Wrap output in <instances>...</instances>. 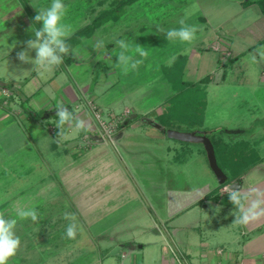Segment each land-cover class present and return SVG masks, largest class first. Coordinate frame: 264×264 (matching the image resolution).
I'll list each match as a JSON object with an SVG mask.
<instances>
[{"label": "rangeland", "instance_id": "1", "mask_svg": "<svg viewBox=\"0 0 264 264\" xmlns=\"http://www.w3.org/2000/svg\"><path fill=\"white\" fill-rule=\"evenodd\" d=\"M60 2L65 5V13L61 23L69 26L72 33L90 20L94 14L91 7L98 9L104 5L107 6L110 0H105L103 4L97 2V0H60ZM51 3L52 0H0V16L2 15L5 20H10L12 26V31L2 35L3 39L1 41H4L2 49L16 48L17 44H23L26 40L36 37L35 30L39 29L41 25L34 20V16L38 11L50 7ZM248 3L245 0H135L128 5L127 11L119 19L105 23L90 36H83L72 47L73 54L63 56L65 63L62 61V65L53 66L51 72L44 73L43 76L49 77L53 73H58V76L62 78L60 81H67L70 85L65 90L72 88L78 97L80 91L84 88L86 92L85 101L91 103L86 104L87 108L89 111L91 109L94 111L92 112L93 116L91 113L93 118L91 119L95 125L97 119L94 116L99 114L103 121L114 119V116L122 114L124 103L126 104L127 101L139 104L141 107H150L146 113L151 118L160 121L158 114L165 112L169 116L170 113L167 112L168 105L178 101L181 102L180 105L185 110L182 109L183 112L179 113L176 109L174 112L175 118L169 117L171 127L180 130H209L208 135L215 139L214 137L220 135V132L218 130L213 131L211 124L217 125L225 120L227 125L248 126L250 122L255 123L256 121H250L246 117L252 111L257 110L258 106L251 97H248L247 100H236L234 102L232 99L229 100V97L224 96L223 100L216 101L214 97L220 94L218 89H227V86L214 87L205 80L196 81L195 79L182 82V80L188 78L182 75V70L179 67L186 56L190 55L193 47H198L201 41L205 42L211 39L209 36L212 35V32L216 34L211 41V45L216 44L219 36L223 38L221 34L229 37V47L231 49L236 50L238 46L246 48L254 44L256 42L254 34L259 31L257 24L264 15L257 3ZM181 19L185 20L186 26H195L197 29L195 39L191 43L180 42L175 37L174 40L167 39L169 30L181 27L179 23ZM118 40H124L128 43L131 50H134L137 46L143 48L148 52L147 57H141L138 53H134L132 61H129L127 65L128 71L125 72L124 66L119 64L117 57L121 51L116 43ZM21 51L27 54L29 60L21 61L17 72L16 69L11 70V66L1 70L2 62L0 61V80L6 83L5 87H1V92L5 98L7 97L9 100L7 102L10 104L9 108L6 103L0 101V110L7 111V113L14 112L12 116L15 118L14 121H9L7 125L0 127V214L5 213V210L8 214L16 215L19 210H35L36 219L31 220L32 226L37 225L35 230L38 231L39 229L42 233H40L41 241H39L41 246L38 248L33 247L32 243L28 244L29 241L19 244L21 248L17 249L20 251H15L12 256V264H17V262L19 264H29L24 262L23 259L26 251L34 257L36 264H90L89 261L94 255L91 257L92 252L88 251L89 249L85 248L84 243L79 240V224L82 226L80 217L75 215L74 210L72 211L71 201L66 200L63 192L65 186L51 183V179L60 180L59 167L68 161L66 155H57L58 149L55 150L49 146L50 142L56 140V147L62 148L60 145L62 144L60 142L62 140L61 136L52 137L47 130L50 127L46 125V120L43 118L41 119L43 122H40L41 127L38 121L31 123L32 120L29 122L28 119L21 120L16 117V114L21 110V106L17 102L21 100L18 95L21 82L25 80V76H29L36 68L31 62L36 57V49L29 48L26 44L18 53ZM201 51L202 55L198 62L196 79L204 71H207V68L214 64V59L221 54L220 50L214 48H209L206 51L201 49ZM11 57L8 56L7 59H11ZM245 57L248 60L246 64L255 67V61L251 54H246ZM136 60L142 62L134 68L132 62ZM5 61L7 62V60ZM166 71H171L175 78L172 77L170 72L166 75ZM3 75L6 77H2ZM9 77L16 78L17 81L16 79H8ZM56 81L57 78L55 77L49 83L54 92L57 86L61 84L58 81L56 86ZM17 82H20V84ZM108 82L110 84H107ZM32 88L33 85L28 84L25 90H31ZM213 88L217 89L216 93ZM177 91H179L178 94ZM57 92H59V96L56 95L55 98L60 100L61 93L58 89ZM172 95L173 97H171ZM55 98L52 102L55 101ZM39 99L40 96H33L32 101L36 103V100ZM110 100L114 102L113 111H109V105H106L107 101ZM97 101L100 102L98 109L96 108ZM101 101L104 103L101 104ZM34 103L29 105L24 103V106L27 109L32 108L33 114L36 116H44V111L47 112L48 110ZM74 104L75 100L71 101L70 107L75 109ZM223 107L228 110L222 111L220 116L228 117L233 112L237 113V118H220L216 120L217 118L214 115L217 116L219 113L215 114V111ZM159 109L162 111H159ZM235 109H238V112ZM24 114L27 116L30 113L26 111ZM122 118H126V116H121ZM32 124H34V128H32ZM90 127H92L91 130L95 128L92 125ZM147 129H149L148 132L145 131ZM252 129L251 127L246 132ZM39 131L40 134H37ZM152 131H154L153 128L146 124L144 120H140L134 126L129 124L125 127L124 137L117 143L115 142V146L111 143L114 140V133L110 137H100L102 138L101 141L106 140L107 145L105 148H98L88 156L89 161H96L100 155L109 158L114 163L105 164L107 171L104 170L103 174L110 175V172H112L116 178L126 179L127 177V185H132L136 189L139 185L141 187L145 186L141 180L149 179L145 180V182H149L146 183L145 189L147 191L143 194L148 197V200L144 202L147 203L145 206L146 211L143 210L140 213L137 211L139 204L142 202L136 198L143 195L141 196L138 193L136 196L132 194L131 190L122 191L118 209L113 214H104L102 217L96 215L94 220L87 221L88 227L83 226L89 234L91 233L93 236L95 234L96 239L98 238V231L108 228L112 222L117 220L118 216H123L128 212L133 213L134 210L135 213L139 214L129 216L128 220H130L132 226L129 235H131V240L136 246L142 242L148 245L146 243L149 240L148 238L161 235L158 242L169 247L183 233H193V228L183 229L181 227L180 229L179 224L187 219L190 222L199 219L198 214L176 217L167 221L166 209H161L157 205V203H160L159 198L161 195L149 191V188L154 187L153 182L158 181V179L160 181V178L163 183L161 184L158 181V186L162 188L166 185L182 187L184 184L193 183V181L201 184L209 177H213L215 174L207 162L203 144L196 141H183L167 135L163 138L156 137ZM82 132L86 131H82L78 126L74 128L72 135L79 136ZM68 137L69 135L66 139ZM95 142L90 141L88 136H84L82 145L87 147L88 144ZM84 147L79 148V150L83 151ZM87 151L84 150L82 154ZM93 166L89 177L90 179L95 178L93 183L97 186V183H100V179H102L100 175L102 169L98 168L101 166H96V164ZM138 181L139 184H137ZM41 186L47 187L44 188L45 192L39 190ZM16 199L19 202L17 211L12 208ZM209 212L204 211L202 213V215L204 214L202 218L207 220H204L200 225L205 228L203 233L207 236H209V231L219 229L216 226L219 224L209 220L212 216ZM54 214L56 216H53ZM66 214L69 218H65ZM14 216L9 215V220L13 219ZM29 218L31 217L19 218L16 224L20 227L21 225L25 226V222L30 220ZM141 224L147 226L144 227ZM69 226L74 228V238L67 236ZM175 227L179 229L176 230ZM14 230L12 231L14 232ZM76 230L78 233H76ZM156 230H159L158 233ZM15 231L17 232L18 229ZM22 233V231L17 232L16 235ZM31 239H33V236ZM34 243L35 245L38 244L36 240ZM73 243H76L77 246L70 250L69 246ZM62 244H65L66 247L61 248ZM30 245L32 248H27ZM54 250L57 254L59 253V257L57 255L56 259L51 258L52 261L53 259L55 261L49 262L48 255ZM18 259L21 261H18Z\"/></svg>", "mask_w": 264, "mask_h": 264}, {"label": "crops", "instance_id": "2", "mask_svg": "<svg viewBox=\"0 0 264 264\" xmlns=\"http://www.w3.org/2000/svg\"><path fill=\"white\" fill-rule=\"evenodd\" d=\"M246 2H249L248 4L257 3L260 7L259 1ZM262 14L264 15L263 11ZM257 27L259 31L254 34L256 42L246 48L238 46L236 50L229 47V37L221 34L223 36V45L226 51L220 50L222 55L220 54L217 56L216 59H214V64L207 68V71H204L197 79L196 70L202 55L201 49L206 51L211 48V41L216 33L212 32V35L209 36L211 39L205 41L206 43L201 41L198 47H193L190 55L188 57L186 56L183 61L181 67L182 75L188 78L185 80L195 79L197 81L204 76H208L206 82H208V84L210 83L209 85L214 87L227 86V89H218V93L220 94L214 97L216 101L223 100L222 98L224 96L229 97V100L232 99L234 102H236V100H247L248 97H251L253 102L258 106H256L258 109L256 108L257 110L252 111L250 115L246 117V119H250V121H256L255 123L250 122L248 126H238V124L227 125L225 120L219 122L217 125L211 124L213 128L210 126L213 131L218 130L220 132V135L214 137L215 139L208 136L214 145L217 162L227 175L226 182L224 181L225 184L219 183L216 176L213 175V177H209L201 184L193 181V183L184 184L182 187H170L166 185L160 188V186H158V179V181L156 180L153 182L155 186L149 188V191L161 195L159 198L160 203H157V205L161 209H166L167 221L176 217L198 214L199 219L192 220L191 222L187 219L179 224L180 229L181 227L183 229L188 227L193 228V233H183L180 238L176 242L173 241L172 245H169V247L158 242L161 235L148 238L149 240L146 242L148 245L142 242L138 246L133 243L131 235H129V231H132L131 222L128 220L129 216L139 214L143 212V210L146 211L145 206L147 203L144 202L148 200V197L143 194L147 191V189H145L146 183L149 182H145V180L149 179L146 178L145 180H141L145 186L141 187L139 185L136 189L132 185H127V177L126 179L116 178L112 172H110V175L103 174L104 170L107 171L105 164L109 165L113 162L109 160V158L107 159L104 158V155H100L96 161L88 160L90 154H93L98 148H105L107 142L106 140L101 141L100 136L97 135L99 132L92 120L93 113L87 108L86 104H88V101H85L86 92L84 88L80 91L78 97L75 95L72 88H69L67 91L65 90V88L70 85L67 81L62 80L61 82L60 80L62 78L58 76V73H53L49 77L41 76L40 70L36 68L33 69V72L29 76H25V80L21 82L20 90H18V95L21 97V100L17 102L20 104L21 110L16 114V117L21 120L28 119L29 122L32 120L31 123L38 121L41 127L42 125L40 122H43L41 120L43 118L46 120V125L50 127L47 129L48 132H50L49 134H51L52 137L61 136L62 140L60 142L62 144L60 145L62 148L56 147V140L50 142L49 146H51L52 149H58L57 155H66L68 161L59 167L60 180L55 179V181L51 179V183L57 185L63 184L65 186V190L63 191L65 194L62 193L66 196V200L71 201L73 205L71 207L72 211L74 210L75 215L80 217L82 226L78 223V231L80 233L79 240L84 243L83 246H85V248L89 249L88 251L92 252L91 257L94 255L89 261L90 264H143L144 262L145 264H264V55H262V53H264V17H261ZM10 31H12L10 20H5L1 15V70H5L8 66L9 68L11 66V70L16 69L17 72L22 61L18 58V51L24 48L27 44L25 42L28 40L23 44H17L15 46L16 48L8 50L5 48L3 50L2 46L4 41H1L3 39L2 35H6ZM35 38L37 37L30 38L29 40H35ZM72 49V47L69 48L66 54L71 56L73 54L71 51ZM246 54H251V57H253L255 61V67L246 64L248 61L245 57ZM60 55H62L63 61V56H65V54ZM8 56H12L11 59H7ZM5 60H7V62ZM63 63L65 62L63 61ZM60 65L62 64L60 63ZM2 77L5 78L6 76L3 75ZM55 77L57 78L56 86L58 85V81L61 83L57 86V89L61 93L59 97L60 100L55 98L56 95L59 94L57 89L54 92L50 87L51 85H49ZM8 79L14 80L16 78L9 77ZM17 83L20 84V82ZM28 84L33 85L31 90H25ZM107 84H110V82ZM1 87H5V83L4 85H0V101L6 103L10 108V104H8L9 100L7 97H4V94L1 92ZM213 91L216 93L217 89L213 88ZM33 96H40V99L36 100V103H34L32 101ZM44 96L46 98L45 100ZM54 98L55 101L52 102ZM92 99H94V97H92ZM74 100L75 109L70 107L71 101ZM112 100L107 101L106 104L109 105V111H113L114 109L112 107L114 105ZM24 103L27 105L34 103L39 107H44L45 110L48 111H44V116H36L33 114L34 111L32 108L30 109L28 107L29 109H27ZM103 103L104 102L101 101V104ZM58 105H62L64 108L68 109L70 114L69 121H66L60 127H57L58 117L56 116V112L59 110L57 109ZM96 105L98 109L100 102L97 101ZM149 108L150 107H141L139 104L127 101L126 104L124 103L123 112L127 111L126 116L130 119L134 118L132 122L129 123L130 125L134 126L140 122V120H144L146 124H149L150 127L153 128V135L163 138V136L167 135L166 131L163 130V125L160 121L153 117L151 118L146 113ZM33 109L35 108L33 107ZM226 110H228L226 107L222 109L218 108L215 114L217 112L219 114L217 116L214 115V117L217 118L216 120L220 118H237V113L233 112H231L228 117L220 116L222 111ZM235 110L238 112V109ZM26 111L30 113L27 116L24 114ZM159 111L162 110L159 109ZM12 113L14 112L7 113V111L0 110V127L7 125L9 121H14L15 118H13L14 116H12ZM76 120L82 121V126L79 125ZM91 125L93 128L95 127L92 129L94 131L91 130ZM78 126L82 131L85 130L86 132H82L79 136H73L72 131ZM125 127L114 132V140L111 141L114 146L115 142L117 143L124 137L126 133ZM251 127L253 129L246 132V130ZM32 128H34V124H32ZM145 131L148 132L149 129ZM205 131L208 134L209 130ZM56 133H58L57 136H55ZM37 134H40V131L37 132ZM68 135L69 137L66 139ZM84 136H88L90 137V141L96 142L84 147L82 145ZM83 147L85 148L84 150H88L85 154H82L84 150H81L82 152L79 150V148ZM76 154L77 156H75ZM94 164H96V166H101L98 168L102 169L100 172L102 179H100V183H97V186L93 183L95 178L90 179L89 177L90 170H93ZM133 178L137 181L135 177ZM235 180L238 181L239 185L230 187V183ZM159 183H163L161 178ZM137 184H139V181ZM44 188L47 187L41 186L39 190L41 189L45 192L46 190H44ZM125 190H131L132 194L136 196L138 193H140L141 196L143 195L140 198H136L142 202L137 208L139 213H135L134 210L133 213L128 212L123 216H118L117 220L112 222L108 228H103L97 232L98 238L96 239L95 234L94 236L93 234L91 235V233L89 234L84 227H88V222H90V219L94 220L96 215L102 217L104 214H113L118 209L119 200L122 198L121 193ZM233 191L238 193L239 203H233L229 199ZM161 198L163 199L161 200ZM253 204H256L257 207L253 208ZM12 208L13 210L15 208V211L19 209V202L17 199L13 203ZM193 209L195 211H191ZM204 211H210L209 213L212 216L209 220L219 224L216 225L219 229L216 228L215 230L209 231V236L203 233L205 228L200 226L204 220H207L202 218L204 215H202V213ZM245 214L249 216V219L246 223H243L242 219ZM0 215L3 216L6 222L9 220V215H15L13 219H15L16 222L20 218L16 214H8L6 210L5 213ZM53 216L56 215L54 214ZM29 219L28 221L26 220L25 226L21 225L20 227V225L16 224L10 231L18 229L17 232H23L22 234L16 235L17 232L15 230L14 232L12 231L13 236L16 235V237L19 238V244L24 241H29L27 242L28 244L32 243L33 247L36 246V248H38L41 246L39 241H41L40 233L42 232L39 231V229L38 231L35 230L37 225L32 226V218ZM141 225L144 227L147 226L146 224ZM175 228L176 230L179 229L178 227ZM115 230L116 232L114 233ZM78 231L76 233H78ZM156 231L158 233L159 230ZM32 236L33 239H31ZM31 240H36L38 244L35 245L34 241L30 242ZM74 246H77L76 243L70 245L69 249L71 250ZM30 247L31 245L27 246V248ZM65 247L66 245L62 244L61 248ZM17 248H21L20 245H18ZM16 250L20 251L19 249ZM58 254L56 250L50 252L48 255L49 262L55 261ZM23 257L24 262L36 264L34 257L30 256L27 251L24 252ZM51 258L55 259L52 261ZM12 260V256H10L6 264H12ZM18 261L21 260L18 259ZM17 264H19V262H17Z\"/></svg>", "mask_w": 264, "mask_h": 264}, {"label": "clouds", "instance_id": "3", "mask_svg": "<svg viewBox=\"0 0 264 264\" xmlns=\"http://www.w3.org/2000/svg\"><path fill=\"white\" fill-rule=\"evenodd\" d=\"M65 13V5H62L60 0H52L51 6L38 11L34 16V20L40 23V28L35 30L36 40H28L27 46L29 48L36 49V57L31 60V62L40 70V75L43 76L44 73H50L53 66H58L62 63V55L69 51V46L66 43V37L71 34V29L69 26L61 23L62 17ZM181 27L179 29H171L167 32V39L174 40L175 37L180 42L191 43L195 39V26H186L185 20L181 19L179 21ZM119 48L121 49L118 57L119 64L124 66V71L127 72V65L129 61H132L133 54L138 53L141 57H147L148 52L143 48L137 46L134 50H131L129 44L124 40L116 41ZM18 58L22 61L29 60L27 54L23 51L17 54ZM264 55V53H262ZM142 61L136 60L132 62V67H136ZM56 116L58 117L57 127L62 126L66 121H69L70 114L66 108L62 105H58ZM82 126V121L77 122ZM229 199L233 203H239L238 193L233 191ZM253 208L257 207L253 204ZM17 215L23 219L31 217L33 220L36 219L35 210H19ZM65 218H69L65 215ZM249 216L245 214L243 216L242 222L246 223ZM16 225V220L11 219L7 222L0 215V264H6L7 259L15 254V251L19 245V238L14 237L13 233L10 231ZM67 236L69 238H74L75 232L73 228L69 226L67 228Z\"/></svg>", "mask_w": 264, "mask_h": 264}, {"label": "trees", "instance_id": "4", "mask_svg": "<svg viewBox=\"0 0 264 264\" xmlns=\"http://www.w3.org/2000/svg\"><path fill=\"white\" fill-rule=\"evenodd\" d=\"M133 1H135V0H110V2L107 4V6L104 5L102 7H99L98 9L91 7V11H94V14L91 16L90 20L88 22L84 23L83 25H81L79 28H77L75 31H73L68 37L65 38L66 43L69 46V48L74 47L80 41V39L83 36L92 35L97 28L104 25L105 23H108L110 21H116L117 19H119L122 16V14L127 11L128 5H130ZM245 1L251 2V1H259V0H245ZM97 2L103 4L105 2V0H97ZM259 2H260L261 10L264 12V0H260ZM90 6H92V5H90ZM182 64L183 63H181L179 68L182 67ZM172 69H173V67H172ZM169 72L171 73L172 77L175 78L171 71H166V75ZM204 80L207 81L208 76L202 77L199 81H204ZM185 81L186 80H182V82H185ZM5 85H6V83H5ZM185 88H187V87L185 86ZM176 93L178 94L179 91H177ZM173 95L171 97H173ZM180 104H181V102L176 101V103L168 105L167 112L170 113L169 116H167L165 114V112L158 114V119L160 120L161 124L163 125L164 131H166V128L171 127L169 117L175 118L174 112L176 111V109L179 113L183 112L182 109H184V107ZM133 119L134 118L130 119L128 116H126V118L118 124L117 129H121V128L125 127L130 122H132ZM225 182L222 184H225Z\"/></svg>", "mask_w": 264, "mask_h": 264}, {"label": "water", "instance_id": "5", "mask_svg": "<svg viewBox=\"0 0 264 264\" xmlns=\"http://www.w3.org/2000/svg\"><path fill=\"white\" fill-rule=\"evenodd\" d=\"M4 83V81L0 80V85H4ZM166 134L169 137L183 141L201 142L205 149L208 164L214 172L216 179L219 183H223L226 180L227 175L217 162L214 145L205 130H180L168 127L166 128ZM235 185H239L236 180L232 181L229 186L234 187Z\"/></svg>", "mask_w": 264, "mask_h": 264}, {"label": "built area", "instance_id": "6", "mask_svg": "<svg viewBox=\"0 0 264 264\" xmlns=\"http://www.w3.org/2000/svg\"><path fill=\"white\" fill-rule=\"evenodd\" d=\"M211 48L226 51V48L223 45V38L221 36H219L217 41H216V44H212ZM89 104H91V103L89 102L88 105ZM91 111H92V109H91ZM92 112H94V111H92ZM126 113H127V111L123 112L121 115H116V116H114V119H111L109 121H103L100 118L99 114L94 116L97 119L96 126H97V131L99 132L97 135L102 137V138L110 137V135L116 131L115 129L118 128V124L125 119V118L121 119V116H126ZM216 264H221V263H216Z\"/></svg>", "mask_w": 264, "mask_h": 264}]
</instances>
